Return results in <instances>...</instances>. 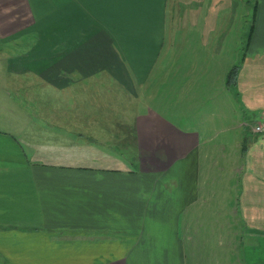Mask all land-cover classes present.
Segmentation results:
<instances>
[{"label":"crops","instance_id":"obj_1","mask_svg":"<svg viewBox=\"0 0 264 264\" xmlns=\"http://www.w3.org/2000/svg\"><path fill=\"white\" fill-rule=\"evenodd\" d=\"M234 5L0 0V49L20 50L4 60L12 86L10 108L0 109L15 118L0 125L7 264H202L195 227L205 221L188 210L211 177L201 167L205 147L233 131L243 159L233 169L242 188L233 213L247 228L242 264H264V132L255 130L264 125V0L255 1L243 64L229 83L238 61L222 58L234 30L222 9ZM11 88L24 91L20 101ZM222 91L228 100L215 98ZM111 95L119 109L107 106ZM248 115L257 117L252 126ZM132 141L126 162L119 150Z\"/></svg>","mask_w":264,"mask_h":264},{"label":"rangeland","instance_id":"obj_2","mask_svg":"<svg viewBox=\"0 0 264 264\" xmlns=\"http://www.w3.org/2000/svg\"><path fill=\"white\" fill-rule=\"evenodd\" d=\"M234 1L235 5L233 8L222 9L226 10L223 13L224 20L227 21L231 28H234V30H231L230 32L231 44H228L229 42L225 43L226 51L222 58L228 57L232 60L231 57H236V60L238 61V63L230 69L228 74H230L235 67H238L240 71L241 65L243 64L241 58L250 39L249 32L253 26V14L251 13L254 12L256 0H250L252 6L248 0ZM229 48L230 50L227 51ZM17 49H14V53H6V55L0 49V109L10 108L6 104V98H4L6 94L5 85L8 84L12 86V83L4 77L7 75L4 60H6L5 58H8L9 54L16 57L17 54L20 53V50ZM173 85V82L168 83L165 91L167 96L170 95ZM109 89L110 93L112 91L111 87ZM11 90L13 89L11 88ZM15 92L16 89L12 91V94H15ZM233 92L234 90H231L229 94L231 96L230 99L233 98ZM14 96H18L16 97V100L20 101L22 99L21 96H24V91L22 94L16 93ZM116 97L117 96L115 95H111L109 98L107 97L108 107L120 108L116 103ZM215 98H218L219 100L229 99L227 93L224 91H222V93L217 92ZM104 99L106 100V98ZM239 101L240 98L238 97V124L239 121L242 120V117L245 118L243 106ZM247 118L246 123L249 126H252L253 122L257 119V117L252 115H248ZM14 119V116H11L10 113H1L0 125H3L4 123H12ZM219 126L223 127L224 125ZM242 130H244L245 135H251L250 138H252L253 133L250 127H245ZM237 138L238 131L224 133L218 137L212 145L205 147L207 149L206 151H210L209 154L207 155V152L204 151V155L206 154V156L202 155L201 167L203 174L208 173L211 177L203 179L200 189L201 197L199 203L192 208L190 207L188 210L189 219L199 218V220L205 221L199 223L195 227V233H197L199 239H201L200 245H203L201 248L205 251V257L201 260L199 259L202 264H242L243 262L244 248L241 244L243 241H246L244 237L246 236L245 231L247 228L241 216H235L233 213V210L237 208V201L242 190L241 176L239 175V172H237V174L233 172L235 166L238 168V171L243 167L241 150L237 148L238 145L236 144ZM122 144L124 146L119 150V153L122 154L120 156H122L124 161L131 162L133 155L135 154V143L132 141L131 143L123 142ZM121 145H119V147H121ZM216 162L220 163V165L217 166L215 164ZM223 203L228 207L231 205V212L228 208L225 209L222 206L221 210L217 208V204L221 205ZM230 215H234L235 217ZM218 218H220L222 223L216 222ZM0 264H7L2 257H0Z\"/></svg>","mask_w":264,"mask_h":264},{"label":"trees","instance_id":"obj_3","mask_svg":"<svg viewBox=\"0 0 264 264\" xmlns=\"http://www.w3.org/2000/svg\"><path fill=\"white\" fill-rule=\"evenodd\" d=\"M239 73V68L238 67H235L231 73L228 75V81L229 83H234L235 80H236V76L238 75Z\"/></svg>","mask_w":264,"mask_h":264},{"label":"built area","instance_id":"obj_4","mask_svg":"<svg viewBox=\"0 0 264 264\" xmlns=\"http://www.w3.org/2000/svg\"><path fill=\"white\" fill-rule=\"evenodd\" d=\"M255 130L256 132H261V133L264 132V125L262 124V125L257 126Z\"/></svg>","mask_w":264,"mask_h":264}]
</instances>
